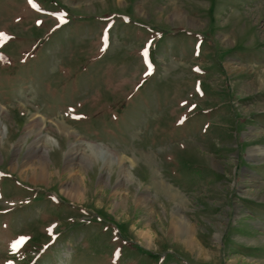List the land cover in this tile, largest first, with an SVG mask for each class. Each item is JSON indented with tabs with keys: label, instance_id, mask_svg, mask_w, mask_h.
I'll list each match as a JSON object with an SVG mask.
<instances>
[{
	"label": "rangeland",
	"instance_id": "rangeland-1",
	"mask_svg": "<svg viewBox=\"0 0 264 264\" xmlns=\"http://www.w3.org/2000/svg\"><path fill=\"white\" fill-rule=\"evenodd\" d=\"M0 33V264H264V0H0Z\"/></svg>",
	"mask_w": 264,
	"mask_h": 264
},
{
	"label": "bare ground",
	"instance_id": "bare-ground-1",
	"mask_svg": "<svg viewBox=\"0 0 264 264\" xmlns=\"http://www.w3.org/2000/svg\"><path fill=\"white\" fill-rule=\"evenodd\" d=\"M179 12L180 11L178 10V8L177 9L174 8L173 11H172V14H171L172 17H175V16L182 17L183 16L182 12H180V13ZM184 17H182V18H184ZM56 124H57V127L62 132L66 133V134H69V130L66 128L65 125H63L60 122H58ZM40 128H41V121H40V119L37 116H35V115H31L29 117L28 123L26 124V127H25V130H26L25 136L26 137L32 136L33 135L32 133L35 130L39 131ZM2 135H3V130H2V127H0V138H1ZM46 144L52 145L53 144V140L50 137L43 136V135L39 134V132H37L36 135H34V138L31 141L30 146L28 147V152H27L29 154V157H32V158L35 157L36 159H38L37 161H38L39 164H37L38 166L36 168H34V166H33L34 164H32V163H31L32 165L25 166V167H28L29 169H31L34 172V175L36 177H39L40 179H47V176H48V167H49V164H48L47 159L45 157L46 148H47L46 147ZM79 147L80 146H79V142L78 141H75V142L70 143L68 145V147H67L68 149L66 150V152L64 154V168L65 169H67V170L70 171L71 167H73L72 165H73L74 160L76 159V157H78V160L79 161H82V163H84V165L86 167H90V165L93 162L95 163L97 161L98 156H100L101 157V161L103 163V168L105 166L109 168L112 165H114V163H116L118 165V168H119V174H122L123 177L125 176L126 177V180H127V174L120 167V164L121 163H120V159L119 158H115V157H113V155L111 153H109V152H103L100 147L94 146V145H90V144H89L90 155H87L86 156L84 154H81ZM42 148H43V151L41 152ZM253 152L254 153H261L263 151L257 149V150H255ZM254 153H252V154H254ZM37 170H39L38 171V175L39 176H37V174H36L37 173ZM151 184H154V186L156 188L158 187L161 191H163L164 194L167 196V198L169 197L170 201L172 200V202H173L174 200H180V199H178L179 196L176 193H174L175 191L174 192L171 191L168 188V186L167 187L164 186L162 183H159V182L155 181V179L152 180ZM72 187L73 188H72L71 191H73V190L75 192H76V190L78 191L79 186H78L77 183L74 184ZM137 200H138V198H137ZM175 208H176V210L174 212H172V229H173V231L175 233L180 232L184 236V239H185L184 242L187 245L193 247L191 230H190L188 224H185L183 222L182 217L179 214V207H176L175 206ZM200 251L202 252L201 249H200Z\"/></svg>",
	"mask_w": 264,
	"mask_h": 264
},
{
	"label": "snow or ice",
	"instance_id": "snow-or-ice-1",
	"mask_svg": "<svg viewBox=\"0 0 264 264\" xmlns=\"http://www.w3.org/2000/svg\"><path fill=\"white\" fill-rule=\"evenodd\" d=\"M30 2H31V0H30ZM38 24L40 23L39 21L37 22ZM4 39H7V37H6V35L5 34H3V33H0V41H2V40H4ZM107 43H108V38H107V36L105 37V44H106V46H107ZM144 56L147 58V56H148V49L146 48L145 50H144ZM197 71H199V69H197ZM151 72H152V65L151 64H149V66H148V74H151ZM198 90H199V86H198ZM195 107V105H193V108ZM181 123H183V119L180 121ZM16 247V245L15 244H13V248H15Z\"/></svg>",
	"mask_w": 264,
	"mask_h": 264
}]
</instances>
